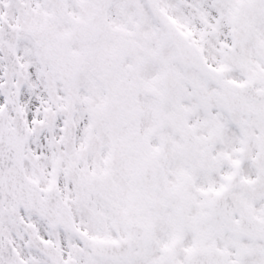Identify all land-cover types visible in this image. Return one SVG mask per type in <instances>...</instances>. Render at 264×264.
<instances>
[{
  "label": "snow or ice",
  "instance_id": "obj_1",
  "mask_svg": "<svg viewBox=\"0 0 264 264\" xmlns=\"http://www.w3.org/2000/svg\"><path fill=\"white\" fill-rule=\"evenodd\" d=\"M0 264H264V0H0Z\"/></svg>",
  "mask_w": 264,
  "mask_h": 264
}]
</instances>
